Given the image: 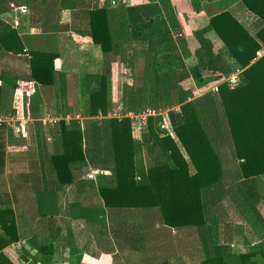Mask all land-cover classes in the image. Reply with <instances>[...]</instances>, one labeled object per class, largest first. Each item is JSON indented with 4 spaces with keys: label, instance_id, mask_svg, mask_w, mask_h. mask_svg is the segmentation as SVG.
Wrapping results in <instances>:
<instances>
[{
    "label": "crops",
    "instance_id": "0c3cea01",
    "mask_svg": "<svg viewBox=\"0 0 264 264\" xmlns=\"http://www.w3.org/2000/svg\"><path fill=\"white\" fill-rule=\"evenodd\" d=\"M3 1L9 10L0 14V21L17 32L24 46L21 53L0 50V210L14 213L19 234V241L4 250L6 257L15 264H40L38 248L53 242L55 252L49 264H159L158 260L160 264H199L206 253L195 228L165 226L157 209H107L99 187L111 177L109 168L92 167L86 158L77 166L80 169L75 171L74 181L59 186L49 159L61 153L62 123L69 126L76 121L84 130L87 121L100 126L105 120L130 119L150 110L156 116L147 123L131 122L133 138L141 143L138 167L147 170L155 156L151 155L156 151L152 142L144 140L149 121L154 119L159 121V137L174 139L189 163L190 174H195L169 113H181L187 103L202 111L203 98L218 94L222 84L234 90L245 81L246 68L224 46L210 19L228 11L251 35L262 27L261 20L240 0ZM93 7L108 11L117 46L113 75L101 46L88 36L90 24L85 11ZM32 52L56 55L53 66L61 81L55 86L30 79ZM258 53L252 64L264 56V49ZM144 68L145 76L141 73ZM124 70L129 71L128 77L123 76ZM170 72L181 80L176 101L169 108L156 102L159 96L154 76ZM104 75L109 77V100L117 103L106 115L99 112L92 117L90 93ZM114 81L118 83L116 94ZM138 83L146 84V104L138 112H125L123 91L126 87L132 90ZM204 126L213 139V125L208 121ZM222 133L225 139L215 146L225 148L220 155L226 200L214 210L225 219L219 215L215 234L233 254L263 251L260 226L256 231L249 219L256 211L264 221V174L246 176L241 168L245 160L235 155L229 127L224 126ZM245 194L252 200L238 202L236 196ZM100 207L104 224L90 225L81 214L73 215ZM45 208L52 214L43 216ZM234 211L241 213V222L228 219ZM118 221L142 223L143 247L121 250L104 226ZM189 241L194 245L192 250L187 248Z\"/></svg>",
    "mask_w": 264,
    "mask_h": 264
},
{
    "label": "trees",
    "instance_id": "16d2710c",
    "mask_svg": "<svg viewBox=\"0 0 264 264\" xmlns=\"http://www.w3.org/2000/svg\"><path fill=\"white\" fill-rule=\"evenodd\" d=\"M240 1L262 22L255 35H251L228 11L213 16L210 25L236 61L246 68L244 83L234 90L222 84L218 94L203 98L202 111L197 110L194 103H187L181 107V113H169L175 134L195 174H190L189 163L174 139L159 137V121L154 119L149 121L144 134V140L152 142L156 150L151 154L155 156L147 170L137 165L136 156L141 150V143L133 138L130 119H109L100 126L94 121H87L84 130L76 121L69 126L62 123L61 153L49 159L59 186L74 181L75 171L80 169L77 166L84 164L86 158L92 167L109 168L111 177L99 187L100 198L107 209H157L163 225L178 229L195 228L206 253L199 264H264V250L233 254L229 246L219 243V235L215 234L222 213L215 211L214 207L226 200L225 169L221 160L225 148L215 146L225 139V133H222L224 126L229 127L235 141L236 157L245 160L241 166L244 174L248 177L264 174V56L252 64L257 53L264 49V0ZM8 10L5 1L0 0V14ZM85 12L90 24L88 36L93 43L101 46L109 65V74L113 75L117 46L111 34L108 11L93 7ZM0 50L9 53L24 50L17 32L2 21ZM31 56V80L47 86H55L61 81L54 71L55 54L32 52ZM141 73L145 76L146 68ZM108 78V75L102 76L98 88L90 93L92 117L99 112L106 115L112 106H116V101L109 100ZM180 80L177 73H155V92L159 96L156 102L170 108L176 101ZM134 87L132 90L126 87L123 91L121 102L125 112H138L146 104V84L138 83ZM208 121L214 128V141L204 126V122ZM236 197L238 202L252 200L249 194ZM103 213L100 207L73 215L81 214L90 225H98L104 224L100 218ZM41 214L47 216L52 213L45 208ZM13 215L10 210H0V264H15L4 254L7 247L19 241ZM249 221L256 231L259 224L261 237L264 238V221L260 214L254 211ZM104 226L121 250L134 249L136 245L143 247V225L139 221H118ZM54 252L53 242L39 247L40 264H49Z\"/></svg>",
    "mask_w": 264,
    "mask_h": 264
},
{
    "label": "rangeland",
    "instance_id": "374dc122",
    "mask_svg": "<svg viewBox=\"0 0 264 264\" xmlns=\"http://www.w3.org/2000/svg\"><path fill=\"white\" fill-rule=\"evenodd\" d=\"M128 74H129V71L128 70H124L123 71V76H125V77H128ZM124 80H125V78H123V83H125L124 82ZM117 81H114V87H115V94H116V88H117ZM114 94V95H115ZM116 98V97H115ZM114 98V99H115ZM117 99V98H116ZM115 99V100H116ZM70 108H71V110H72V106H70ZM241 213H238V212H236V211H234V212H232V213H230V215L228 216V219H230V220H234V221H236V222H238V221H242V218H241V215H240ZM221 219L222 220H224L225 219V217H223V216H221ZM190 243H192L191 241H189ZM190 243H187V248H189V247H191V250L193 249V247H194V245H193V243L192 244H190ZM158 263L160 264L161 262H160V260H158ZM190 263V262H189ZM147 264V263H146ZM191 264H197V261L196 262H192Z\"/></svg>",
    "mask_w": 264,
    "mask_h": 264
},
{
    "label": "built area",
    "instance_id": "2783aa9c",
    "mask_svg": "<svg viewBox=\"0 0 264 264\" xmlns=\"http://www.w3.org/2000/svg\"><path fill=\"white\" fill-rule=\"evenodd\" d=\"M258 54L259 53H257V55ZM229 82H230V84H233V85L235 84V82L233 80H230ZM154 116H156V112L148 110V111H143L137 115H132L129 118H130L133 125H137L140 123H147L148 119L151 117H154Z\"/></svg>",
    "mask_w": 264,
    "mask_h": 264
}]
</instances>
